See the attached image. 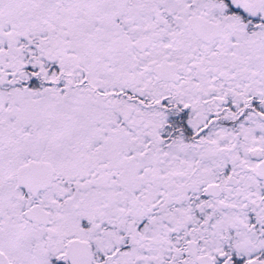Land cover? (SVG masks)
I'll use <instances>...</instances> for the list:
<instances>
[{
    "label": "snow or ice",
    "instance_id": "1",
    "mask_svg": "<svg viewBox=\"0 0 264 264\" xmlns=\"http://www.w3.org/2000/svg\"><path fill=\"white\" fill-rule=\"evenodd\" d=\"M0 264H264V0H0Z\"/></svg>",
    "mask_w": 264,
    "mask_h": 264
}]
</instances>
